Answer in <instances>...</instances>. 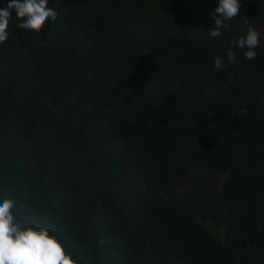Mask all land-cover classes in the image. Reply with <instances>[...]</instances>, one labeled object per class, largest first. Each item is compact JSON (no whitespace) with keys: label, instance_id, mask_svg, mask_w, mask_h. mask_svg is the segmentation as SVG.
<instances>
[{"label":"trees","instance_id":"obj_1","mask_svg":"<svg viewBox=\"0 0 264 264\" xmlns=\"http://www.w3.org/2000/svg\"><path fill=\"white\" fill-rule=\"evenodd\" d=\"M218 3L48 0L40 32L13 10L0 200L77 264H264V0L212 38Z\"/></svg>","mask_w":264,"mask_h":264},{"label":"clouds","instance_id":"obj_2","mask_svg":"<svg viewBox=\"0 0 264 264\" xmlns=\"http://www.w3.org/2000/svg\"><path fill=\"white\" fill-rule=\"evenodd\" d=\"M13 10L20 21L19 28L35 32H40L49 18L55 22L58 16L55 10L48 7V0H9L5 7L0 8V44L9 39L8 29ZM240 10L241 0H219L212 14L215 24L209 29V36H220L221 30L229 26L227 21L237 17ZM244 23H248L247 17H244ZM231 43L233 48H247L243 55L251 61L257 56L254 49L259 46L260 34L249 25L246 36ZM235 59V53L229 49L227 60L234 63ZM214 67L217 71H223L224 59L216 56ZM14 208L13 199L0 200V264H77L56 235L50 234L46 227L25 226L17 220Z\"/></svg>","mask_w":264,"mask_h":264}]
</instances>
